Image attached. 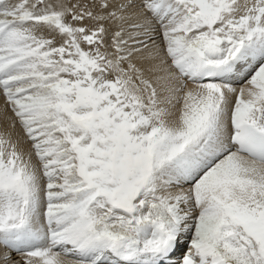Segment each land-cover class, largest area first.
Segmentation results:
<instances>
[{"label":"snow or ice","instance_id":"6c2138e0","mask_svg":"<svg viewBox=\"0 0 264 264\" xmlns=\"http://www.w3.org/2000/svg\"><path fill=\"white\" fill-rule=\"evenodd\" d=\"M0 99L3 264H264V0H0Z\"/></svg>","mask_w":264,"mask_h":264},{"label":"bare ground","instance_id":"6f19581e","mask_svg":"<svg viewBox=\"0 0 264 264\" xmlns=\"http://www.w3.org/2000/svg\"><path fill=\"white\" fill-rule=\"evenodd\" d=\"M2 104H3V101H2V99H0V106H2ZM13 260H19V259L17 257L13 256ZM0 264H3V262L0 261Z\"/></svg>","mask_w":264,"mask_h":264}]
</instances>
